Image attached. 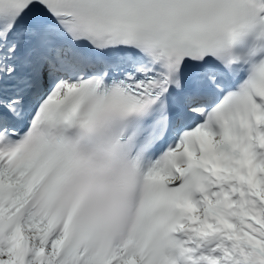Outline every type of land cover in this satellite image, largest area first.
<instances>
[{
    "label": "snow or ice",
    "instance_id": "snow-or-ice-1",
    "mask_svg": "<svg viewBox=\"0 0 264 264\" xmlns=\"http://www.w3.org/2000/svg\"><path fill=\"white\" fill-rule=\"evenodd\" d=\"M0 264H264V0H0Z\"/></svg>",
    "mask_w": 264,
    "mask_h": 264
}]
</instances>
